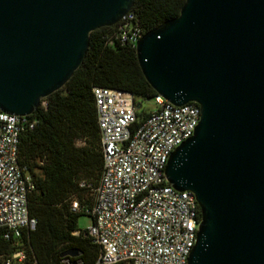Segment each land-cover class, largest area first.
<instances>
[{
	"label": "water",
	"instance_id": "1",
	"mask_svg": "<svg viewBox=\"0 0 264 264\" xmlns=\"http://www.w3.org/2000/svg\"><path fill=\"white\" fill-rule=\"evenodd\" d=\"M133 3L0 0V111L33 114L79 68L89 34ZM134 48L155 95L199 107L192 136L164 167L200 213L187 264H264V0H184Z\"/></svg>",
	"mask_w": 264,
	"mask_h": 264
},
{
	"label": "built area",
	"instance_id": "2",
	"mask_svg": "<svg viewBox=\"0 0 264 264\" xmlns=\"http://www.w3.org/2000/svg\"><path fill=\"white\" fill-rule=\"evenodd\" d=\"M132 20L127 14L115 24L107 44L135 47L144 33ZM91 91L102 168L96 185L77 183L89 204L76 195L69 199L72 213L92 219L91 226L72 235H83L98 248L95 264H187L200 213L190 192L167 183L164 167L171 152L192 136L199 107H176L155 95L154 109L139 118L131 93L103 87ZM29 116L0 111V233L14 247L0 264H36L19 240L36 227L27 207L34 183L17 163L19 137L34 125Z\"/></svg>",
	"mask_w": 264,
	"mask_h": 264
},
{
	"label": "trees",
	"instance_id": "3",
	"mask_svg": "<svg viewBox=\"0 0 264 264\" xmlns=\"http://www.w3.org/2000/svg\"><path fill=\"white\" fill-rule=\"evenodd\" d=\"M183 2L134 0L128 14L145 33L177 17ZM116 26L89 34L79 68L60 90L40 101L28 117L34 121L33 127L19 137L17 163L26 168L34 183L27 207L36 221L35 230L25 232L19 240L36 264H95L98 256V248L88 238L72 235L77 230L76 218L83 213L69 209L74 195L89 204L77 183L84 180L96 185L102 168L92 88L116 89L142 100L155 96L140 72L135 48L127 43L107 44ZM144 115L138 113L139 118ZM13 250L0 233V257ZM68 250H75L77 256L61 257Z\"/></svg>",
	"mask_w": 264,
	"mask_h": 264
},
{
	"label": "rangeland",
	"instance_id": "4",
	"mask_svg": "<svg viewBox=\"0 0 264 264\" xmlns=\"http://www.w3.org/2000/svg\"><path fill=\"white\" fill-rule=\"evenodd\" d=\"M135 100H136V103L140 105L139 113L140 112H149V111L154 109V104H153L152 100L146 102V101H144V100H142V99H140L138 97H136ZM76 145L79 146L80 142L78 141L76 143ZM91 224H92V219H91L90 216L85 215V214H80L76 218L75 229L80 230V231H84L89 226H91Z\"/></svg>",
	"mask_w": 264,
	"mask_h": 264
}]
</instances>
